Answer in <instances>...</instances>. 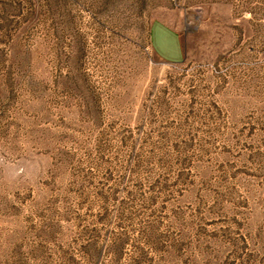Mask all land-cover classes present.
<instances>
[{"label":"rangeland","instance_id":"obj_1","mask_svg":"<svg viewBox=\"0 0 264 264\" xmlns=\"http://www.w3.org/2000/svg\"><path fill=\"white\" fill-rule=\"evenodd\" d=\"M0 264H264V0H0Z\"/></svg>","mask_w":264,"mask_h":264},{"label":"crops","instance_id":"obj_2","mask_svg":"<svg viewBox=\"0 0 264 264\" xmlns=\"http://www.w3.org/2000/svg\"><path fill=\"white\" fill-rule=\"evenodd\" d=\"M156 41L158 54L170 61H180L185 52L180 33L163 20H153L151 24V40Z\"/></svg>","mask_w":264,"mask_h":264}]
</instances>
